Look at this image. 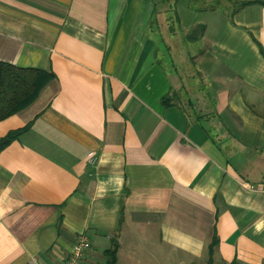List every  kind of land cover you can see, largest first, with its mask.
<instances>
[{"label":"crops","instance_id":"obj_1","mask_svg":"<svg viewBox=\"0 0 264 264\" xmlns=\"http://www.w3.org/2000/svg\"><path fill=\"white\" fill-rule=\"evenodd\" d=\"M244 1L0 0V61L55 75L0 120L22 129L0 264H63L82 236L78 264H264V0Z\"/></svg>","mask_w":264,"mask_h":264},{"label":"trees","instance_id":"obj_2","mask_svg":"<svg viewBox=\"0 0 264 264\" xmlns=\"http://www.w3.org/2000/svg\"><path fill=\"white\" fill-rule=\"evenodd\" d=\"M254 1H244L241 6ZM221 0H217V5ZM205 30L204 25H198L188 34V39L201 38ZM55 78L53 73L37 69L23 68L12 63L0 61V120L23 111L32 105L40 96L46 86ZM177 101V94L170 93L163 97L165 105H173ZM22 129L9 132L0 141V150L15 139ZM115 251L109 254L108 264H115Z\"/></svg>","mask_w":264,"mask_h":264},{"label":"built area","instance_id":"obj_3","mask_svg":"<svg viewBox=\"0 0 264 264\" xmlns=\"http://www.w3.org/2000/svg\"><path fill=\"white\" fill-rule=\"evenodd\" d=\"M88 247H90L89 240L85 236H82L79 244L72 248L70 257L63 264H78L82 256V249Z\"/></svg>","mask_w":264,"mask_h":264},{"label":"rangeland","instance_id":"obj_4","mask_svg":"<svg viewBox=\"0 0 264 264\" xmlns=\"http://www.w3.org/2000/svg\"><path fill=\"white\" fill-rule=\"evenodd\" d=\"M170 1V5H171V1L172 0H169ZM234 1V3H232L233 4V6H238L239 5V2L241 1V0H233ZM200 4L199 3H196V5L195 6H199ZM208 263H209V261H208ZM209 264H213V263H209Z\"/></svg>","mask_w":264,"mask_h":264}]
</instances>
